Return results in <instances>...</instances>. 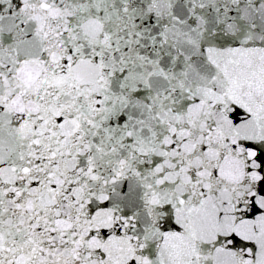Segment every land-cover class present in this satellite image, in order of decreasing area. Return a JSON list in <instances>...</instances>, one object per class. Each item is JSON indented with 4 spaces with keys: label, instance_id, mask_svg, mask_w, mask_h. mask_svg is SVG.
<instances>
[{
    "label": "snow or ice",
    "instance_id": "6c2138e0",
    "mask_svg": "<svg viewBox=\"0 0 264 264\" xmlns=\"http://www.w3.org/2000/svg\"><path fill=\"white\" fill-rule=\"evenodd\" d=\"M0 264H264V0H0Z\"/></svg>",
    "mask_w": 264,
    "mask_h": 264
}]
</instances>
